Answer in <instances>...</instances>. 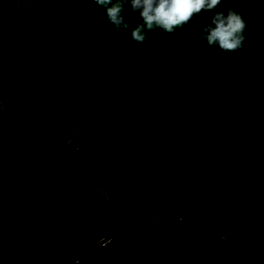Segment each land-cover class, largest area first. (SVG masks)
I'll use <instances>...</instances> for the list:
<instances>
[{"label": "trees", "instance_id": "trees-1", "mask_svg": "<svg viewBox=\"0 0 264 264\" xmlns=\"http://www.w3.org/2000/svg\"><path fill=\"white\" fill-rule=\"evenodd\" d=\"M230 7L247 21L235 52L199 33ZM125 13L117 32L93 0H0V96L24 129L0 113V264L65 262L117 231L64 161L124 227L158 204L264 245V0L222 2L143 44ZM68 264H264V251L156 210Z\"/></svg>", "mask_w": 264, "mask_h": 264}, {"label": "clouds", "instance_id": "clouds-1", "mask_svg": "<svg viewBox=\"0 0 264 264\" xmlns=\"http://www.w3.org/2000/svg\"><path fill=\"white\" fill-rule=\"evenodd\" d=\"M106 7L107 19L119 32L127 30L129 23L125 13V5L130 4L133 12L139 13L141 23L132 28L130 39L143 44L149 39L148 32L160 29L172 34L183 25L199 15L204 10H213L229 0H93ZM240 2V0H231ZM211 25H205L199 30L202 38L210 47H218L226 52L241 49L246 41L244 35L247 21L235 8H229L227 15L216 11ZM206 33V35H205Z\"/></svg>", "mask_w": 264, "mask_h": 264}, {"label": "water", "instance_id": "water-1", "mask_svg": "<svg viewBox=\"0 0 264 264\" xmlns=\"http://www.w3.org/2000/svg\"><path fill=\"white\" fill-rule=\"evenodd\" d=\"M0 113L7 119V121L14 125L18 130L20 131H24V129L22 128V126L19 124L18 120L11 114L10 110L8 109L7 105L3 102L1 96H0ZM29 135L34 136L32 133H29ZM42 143L46 144V142L41 141ZM48 146V148L52 151H54V149L52 148L51 145L46 144ZM59 155L61 156V154L59 153ZM64 166L65 169L69 172L70 176L72 178H74L75 180L88 184L90 185L97 193H99L101 196L105 197L107 199V201L109 202L112 211L115 215V219L116 222L119 224V227L117 229V231L115 233H113L112 235H110L109 237H105L102 238L101 240H99L98 242H96L95 244L91 245L90 247H88L87 249H85L83 252L77 254L75 257H73L72 259L68 260V261H60L57 262L56 264H68V263H77L81 258L87 256L90 252L105 247L107 246L113 239H115L118 235H120L121 233H123L125 230H127L128 228L134 226L135 224L139 223L140 221H142L145 217H147L151 212L159 210V211H163L169 215H171L173 218H175L179 223H181L182 225L189 227L190 229L196 231L197 233L204 235V236H211V237H222V238H234V237H248L251 238L252 240H254L264 251V245L261 244L256 238L250 236L249 234L245 233V232H239V233H228V232H224L221 230H218L214 227H212L209 223H204V222H199L196 221L192 218L189 217H185L183 216L181 213L177 212L174 209H170L168 207H165L163 205H151L149 207H146L145 209H143L140 213H138V215L126 226L124 227L121 223H120V219L118 217V215L116 214V205L115 202L111 199V197L109 196V194L99 185L86 181L84 180L66 161H64Z\"/></svg>", "mask_w": 264, "mask_h": 264}]
</instances>
